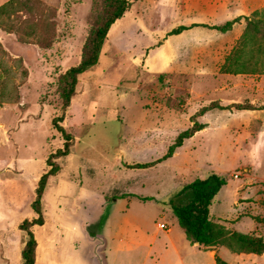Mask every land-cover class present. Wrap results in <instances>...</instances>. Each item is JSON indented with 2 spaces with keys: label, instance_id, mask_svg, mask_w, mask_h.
Listing matches in <instances>:
<instances>
[{
  "label": "rangeland",
  "instance_id": "374dc122",
  "mask_svg": "<svg viewBox=\"0 0 264 264\" xmlns=\"http://www.w3.org/2000/svg\"><path fill=\"white\" fill-rule=\"evenodd\" d=\"M129 1L130 10L112 27L99 64L81 77L77 95L65 112L62 124L74 140L70 155L57 160L61 171L55 178L63 175L82 183L93 196L82 201L93 209L99 202L95 196L105 194L112 201L125 191V183L135 191L142 176L155 183L154 189L151 185L137 188L142 194L158 196L154 207L133 200L107 207L102 227L107 242L103 238L97 251L102 264H217L209 251H200L205 248L187 240L170 199L196 178L219 173L228 184L214 201L212 217L233 231L264 238V225L255 220L264 218V73H221L246 30L245 17L261 11L264 19V0H211L209 9L191 6L194 20L220 12L225 16L217 19V25L242 19L236 23L233 40L209 28L188 33L186 41H194V46H185L183 37L175 40V59L189 62L187 68L182 63L180 71L168 74L149 72L145 63L137 64L132 57L145 60L154 48L148 47L149 42L159 38L156 47L163 44L177 26L175 4L193 0ZM98 6L99 0H0V264H23L29 235L18 228V222L33 201L48 158L65 143L53 127V119L62 115L57 83L60 75L80 64ZM232 12L239 15L231 17ZM122 28L130 30L129 37L122 36ZM153 120L162 130L146 146L140 143L141 131ZM195 122L206 128L187 139L158 169L153 167L154 172L130 168L162 159L178 135ZM119 161L122 186L116 188L112 176ZM55 184L51 178L43 204L49 218L55 217L57 209L51 202ZM240 185L244 198L235 203ZM80 207L83 213L84 205ZM127 215L134 222L132 229L140 231H129L133 244L124 251L115 235ZM57 227L51 219L33 229L41 260L51 242L56 244L48 237L56 234ZM147 239L153 246L150 258ZM231 255L224 250L220 257L236 264ZM248 257L241 263L264 264V256Z\"/></svg>",
  "mask_w": 264,
  "mask_h": 264
},
{
  "label": "trees",
  "instance_id": "16d2710c",
  "mask_svg": "<svg viewBox=\"0 0 264 264\" xmlns=\"http://www.w3.org/2000/svg\"><path fill=\"white\" fill-rule=\"evenodd\" d=\"M130 7L129 0H99L98 11L85 43L80 64L70 68L59 77L57 92L62 100V115L53 119V127L62 135L65 143L62 149L51 154L48 158L47 170L36 183L33 201L18 222V228L29 235V240L22 251L23 264H36L39 243L33 229L46 224L43 199L49 181L61 171L57 160L69 156L73 146L74 137L62 124L65 120V112L70 108L77 95L81 77L99 64L101 51L108 41L109 32L114 24L125 16ZM262 15L263 12L256 11L252 17H245L247 21L246 30L227 57L221 68V73L231 75L264 73V19L261 17ZM241 19L238 17L223 25L215 26L199 24H194L191 27L181 26L170 31L167 36L179 35L185 30L200 26L227 33ZM239 108L248 109L243 106ZM205 128V125L195 122L190 129L178 135L175 142L169 147L168 153L157 163H163L172 158L187 139L194 137L196 133ZM151 166L153 164H137L130 168L146 169ZM227 184L228 180L215 172H210L205 178H196L172 195L170 199L171 210L177 217L186 238L193 245L199 244L206 250L224 246L236 254L264 255V238L262 236L233 231L212 217L211 208L214 201ZM126 197H135L144 202L154 200V198L137 195H127ZM107 216L108 213H105L98 222L87 227V231L92 237H96L101 232ZM255 220L264 225V218H255ZM215 260L217 264H228L219 256H216Z\"/></svg>",
  "mask_w": 264,
  "mask_h": 264
},
{
  "label": "crops",
  "instance_id": "0c3cea01",
  "mask_svg": "<svg viewBox=\"0 0 264 264\" xmlns=\"http://www.w3.org/2000/svg\"><path fill=\"white\" fill-rule=\"evenodd\" d=\"M196 4L197 7H201V8H206L209 9L210 7L212 8V2L211 0L208 1H198L197 3H194L191 1V3H187L184 4L183 6H181V4L176 3L174 6V11L175 13H179V17L177 19V26L173 29H176L178 27L181 26H185V27H191L194 24H199V25H210V26H215L217 24H219L217 21V19H220L221 17L225 16V13L220 12V14H216V15H207L205 14L203 17V19L201 20H194L192 17V14L189 12L190 7L194 6ZM181 7H183V9H181ZM236 15H239L238 12H232L231 17H234ZM229 19H225L226 20H231L232 18ZM236 19V18H235ZM234 20V19H233ZM236 26L237 24L234 26L233 30L226 33V34H222L223 36H228L229 40H233L234 36L233 34L236 31ZM196 29H201V28H206L203 26L200 27H195ZM195 28H191L189 30H185L184 32H182L179 35H173V36H167V39L164 41L163 44H161L160 46H157V44H159L160 40L159 38L149 42L150 44H148V47H154L153 49L148 50L147 53V57L145 60H143L142 57H132L137 64H144V67L148 68V71L151 72L150 70L152 69V72L154 73H164V74H168V73H173V72H177L180 71V69L183 68L182 63H185V67L187 68V64H188V59L186 60L183 57H180L178 60H176L175 58L178 56V53H175V50L173 49V42H177L178 40H180V38H184L185 39V46H194L195 44L193 43L194 41H186L187 37H188V33L192 30H194ZM172 29V30H173ZM195 29V30H196ZM171 30V31H172ZM122 32V36L125 37H129L130 35V30L128 28H122L121 29ZM110 34V32H109ZM110 36V35H109ZM187 36V37H186ZM181 52V51H179ZM154 123L151 124V126H141V133L144 134V138L140 140V143L145 144L146 146H150L151 140L150 138L154 137L155 134H159L162 130L161 125L159 124V122L153 120ZM162 127H164V125H162ZM148 129H151L152 132L147 131ZM193 138V137H192ZM120 160V159H119ZM160 160V159H159ZM158 161V160H157ZM157 161L155 162H151V163H147V164H153V166L146 168V169H138V170H142V171H146V172H154L155 169L153 167H155L156 169H158L157 165L161 164V163H157ZM141 164V163H140ZM137 165V164H136ZM121 162H118V171L116 173H114V175L112 176V179L116 182V188L117 187H121V179H119V175L121 173ZM150 175V174H149ZM118 176V177H117ZM148 175L145 178L144 176L141 177L140 181L138 182L137 188H141V189H146L148 188L150 185L153 187L154 189V184L150 182L151 179H148ZM53 180H56V184L54 187V192H56V197H53V200L51 201L53 203L52 206L56 205V213H55V217L53 218H49L47 217V221H46V225H48V223L51 221V219L53 220V222H55L57 224V228L59 229L56 234L54 235H50L48 237V239L51 240H56V244L54 242H51V244L49 245L50 248L47 249V252L45 254V259L41 260L40 256H39V250L37 249V259H36V264H102V261L100 260V256H98V250L101 249L102 247V239L106 238L105 236V229L102 228L101 232L96 236V237H92L88 231H87V227L90 226L91 224H94L96 222H98L105 214L106 209L108 206H115V203H118L119 201H125V200H133V201H139L143 204H146L148 206H152L154 207L157 204L158 201V196H154L155 194H142L140 192H137V188L136 191L134 190H129V185L127 183H125L124 188L125 191L121 192L120 194L114 195V200L110 201V198H108V196H106L105 194H101V195H97L94 198L97 199L98 202V206L97 208H92L89 205H86L82 200L83 199H88L90 196L93 198L92 195L89 194V192L83 188V184L80 183L78 184L77 182H75L74 180H69L66 179L65 177L59 176L57 178L52 177ZM152 183V184H151ZM242 186L240 185L237 189H236V194H235V198H234V202L236 203L239 199H241L242 197L244 198L243 192L241 190ZM157 189V188H156ZM128 191V192H127ZM132 191V192H131ZM127 195H137V196H142V197H148V198H154V200L152 201H141L138 198L135 197H126ZM250 195V193H249ZM47 197V194H45L44 199H43V204H45V198ZM248 197V196H247ZM246 197V198H247ZM90 199V198H89ZM47 200V199H46ZM248 200L247 202H252L250 199H245ZM84 205V211L83 213L80 211V209H77L78 207H82ZM48 206L50 207V205L48 204ZM80 207V208H81ZM96 207V206H95ZM51 209V208H50ZM130 211V210H129ZM112 213V212H111ZM130 216L127 215V217H125L122 221V225L123 227L121 228V231L119 232V234L115 235L116 236V240L118 239L119 244L122 246L123 250H130L132 248V244L133 242L131 241L132 238H130V234L129 231L132 229V226L134 224V222H132L131 218H129ZM111 215L109 217V221L107 223V225L109 224L110 220H111ZM143 220H138V222H143ZM238 224V223H237ZM42 226V227H44ZM139 228H136L134 230V228L132 230L137 231ZM159 229H160V225H159ZM140 231V229H139ZM167 234L171 233V230L169 229V231H166ZM150 239H147L146 244L148 245V241ZM154 240V239H153ZM188 240V239H187ZM105 241L107 242V240L105 239ZM104 241V242H105ZM151 241V240H150ZM171 244L172 246L175 245L172 238H170ZM155 242V240H154ZM126 243V245H125ZM191 243V242H190ZM39 246V245H38ZM150 248V252L147 254V258H150L151 256V252L153 250V246L152 245H148ZM196 248H200L201 246L199 245H193ZM174 247V246H173ZM121 248V247H119ZM200 251H209L210 256H212L215 260L216 256L218 255L220 257L221 252H223L224 250H228V252H230L232 255V258L234 260V262L236 264H240L242 261H244L245 258H249V255L246 254H236L233 253L232 251H230L228 248L224 247V246H220V247H215L213 249L210 250H205V249H199ZM253 255V254H251ZM264 255H256V257H262ZM222 260H224L222 257H220ZM252 258V257H250ZM225 261V260H224ZM216 262V260H215ZM227 262V261H225ZM240 262V263H239ZM228 263V262H227ZM230 264V263H228ZM242 264V263H241Z\"/></svg>",
  "mask_w": 264,
  "mask_h": 264
},
{
  "label": "built area",
  "instance_id": "2783aa9c",
  "mask_svg": "<svg viewBox=\"0 0 264 264\" xmlns=\"http://www.w3.org/2000/svg\"><path fill=\"white\" fill-rule=\"evenodd\" d=\"M160 229L163 231H169V228L165 227L164 225H160Z\"/></svg>",
  "mask_w": 264,
  "mask_h": 264
},
{
  "label": "water",
  "instance_id": "95a60500",
  "mask_svg": "<svg viewBox=\"0 0 264 264\" xmlns=\"http://www.w3.org/2000/svg\"><path fill=\"white\" fill-rule=\"evenodd\" d=\"M197 245H199V244H197Z\"/></svg>",
  "mask_w": 264,
  "mask_h": 264
}]
</instances>
